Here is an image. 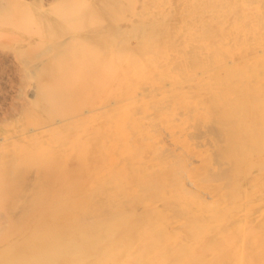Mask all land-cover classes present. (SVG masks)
<instances>
[{"label":"rangeland","instance_id":"obj_1","mask_svg":"<svg viewBox=\"0 0 264 264\" xmlns=\"http://www.w3.org/2000/svg\"><path fill=\"white\" fill-rule=\"evenodd\" d=\"M218 1L0 0V264H66L61 248L37 261V241L68 243V227L91 228V263H130L151 229L170 261L197 241L249 262L264 237V0Z\"/></svg>","mask_w":264,"mask_h":264},{"label":"bare ground","instance_id":"obj_2","mask_svg":"<svg viewBox=\"0 0 264 264\" xmlns=\"http://www.w3.org/2000/svg\"><path fill=\"white\" fill-rule=\"evenodd\" d=\"M181 1V0H180ZM187 1V0H186ZM198 1V0H197ZM202 1V0H201ZM209 1V0H208ZM218 1V0H217ZM219 1H221V0H219ZM218 1V2H219ZM230 1H233V0H230ZM238 1V0H237ZM263 1V0H262ZM174 2H175V0H174ZM195 2V1H194ZM207 2V1H206ZM205 2V3H206ZM214 2V1H213ZM229 2V1H228ZM253 2V1H252ZM258 2V1H257ZM172 3V2H171ZM209 3V2H208ZM233 3V2H232ZM231 3V4H232ZM133 4H134V2H133ZM132 4V5H133ZM214 4V3H213ZM216 4H218V3H216ZM229 4V3H228ZM234 4V3H233ZM78 5V4H77ZM168 5V4H167ZM172 5V4H171ZM175 5V4H174ZM178 5H179V3H178ZM185 5H187V4H185ZM204 5V4H203ZM262 5V4H261ZM176 6V5H175ZM194 6V5H193ZM192 6V7H193ZM142 7V6H141ZM189 7V6H188ZM187 7V9H189ZM195 7V6H194ZM219 7V6H218ZM224 7V6H223ZM228 7V6H227ZM231 7H233L232 5H231ZM264 7V6H263ZM135 8V7H134ZM156 8V7H155ZM161 8V7H160ZM176 8V7H175ZM178 8V7H177ZM176 8V9H177ZM181 8V7H180ZM229 8H230V6H229ZM133 9V8H132ZM166 9V8H165ZM175 9V10H176ZM194 9V8H193ZM226 9V8H225ZM264 9V8H263ZM58 10V9H57ZM79 10V9H78ZM158 10V9H157ZM163 10V9H162ZM169 10V9H168ZM179 10V9H178ZM181 10V9H180ZM220 10V9H219ZM227 10V9H226ZM52 11V10H51ZM80 11V10H79ZM132 11V10H131ZM146 11V10H145ZM188 11V10H187ZM262 11V10H261ZM152 12V11H151ZM164 12V11H163ZM181 12V11H180ZM179 12V13H180ZM198 12V11H197ZM196 12V13H197ZM215 12V11H214ZM131 13V12H130ZM137 13V12H136ZM166 13V12H165ZM179 13H177V14H179ZM206 13V12H205ZM222 13V12H221ZM220 13V14H221ZM250 13V12H249ZM254 13V12H253ZM263 13V12H262ZM125 14V13H124ZM146 14V13H145ZM175 14V13H174ZM220 14H218V15H220ZM229 14V13H228ZM235 14V13H234ZM126 15V14H125ZM125 15H124V17H125ZM139 16H140V14H138ZM167 15V14H166ZM188 15V14H187ZM192 15V14H191ZM199 16H200V14H198ZM203 15V14H202ZM253 15V14H252ZM258 15V14H257ZM138 16V17H139ZM154 16H156V15H154ZM217 16V15H216ZM215 16V17H216ZM227 16V15H226ZM79 16H77V18H78ZM127 17V16H126ZM148 17V16H147ZM174 17V16H173ZM176 17H178V16H176ZM218 18H219V16H217ZM76 18V19H77ZM146 18V17H145ZM151 18V17H150ZM153 18V17H152ZM155 18H160V17H155ZM181 18H183V17H181ZM180 18V19H181ZM197 18V17H196ZM224 18V17H223ZM233 18H235V17H233ZM240 18V17H239ZM257 18V17H256ZM79 19V18H78ZM77 19V20H78ZM119 19V18H118ZM127 19V18H126ZM179 19V18H178ZM177 19V20H178ZM179 19V20H180ZM188 19V18H187ZM200 19V18H199ZM216 19V18H215ZM71 21L73 20V19H70ZM74 20H75V18H74ZM101 20V19H100ZM176 20V19H175ZM184 20H185V18H184ZM194 20V19H193ZM217 20V19H216ZM22 21V20H21ZM76 21V20H75ZM102 21V20H101ZM127 21V20H126ZM148 21V20H147ZM155 21H156V19H155ZM160 21H162V20H160ZM166 21V20H165ZM173 21V20H172ZM183 21V20H182ZM188 21V20H187ZM204 21V20H203ZM242 21V20H241ZM85 22V21H84ZM120 22V21H119ZM157 22V21H156ZM261 22V21H260ZM74 23V22H73ZM78 23V22H77ZM118 23V22H117ZM136 23V22H135ZM139 23V22H138ZM151 23H152V21H151ZM184 23V22H183ZM238 23V22H237ZM236 23V24H237ZM32 24H33V22H32ZM160 24V23H159ZM185 24V23H184ZM184 24H183V26H184ZM187 24V23H186ZM189 24V23H188ZM254 24V23H253ZM260 24H262V23H260ZM34 25V24H33ZM77 26H78V24H76ZM85 25H88V24H85ZM119 25V24H118ZM149 25V24H148ZM178 25V24H177ZM196 25V24H195ZM222 25H223V23H222ZM257 25V24H256ZM256 25H255V27H256ZM38 26V25H37ZM139 26V25H138ZM166 26V25H165ZM232 26V25H231ZM81 27V26H80ZM151 27V24L149 25V28L148 29H151L150 28ZM161 27H163V26H161ZM186 27V26H185ZM184 27V28H185ZM251 27V26H250ZM254 27V28H255ZM259 27V26H258ZM37 28V27H36ZM82 28H83V26H82ZM118 28V27H117ZM133 28V27H132ZM137 28V27H136ZM146 28V27H145ZM158 28V27H157ZM156 28V29H157ZM170 28H172V27H170ZM182 28V27H181ZM249 28V27H248ZM175 29H179L178 28V26L175 28ZM206 29V28H205ZM256 29V28H255ZM254 29V30H255ZM38 30V29H37ZM138 30H139V28H138ZM152 30V29H151ZM198 30H200V29H198ZM231 30V29H230ZM127 31V30H126ZM168 31V30H167ZM121 32V31H120ZM148 32V31H147ZM151 32V31H150ZM196 32H197V30H196ZM264 32V31H263ZM41 33V32H40ZM149 33V32H148ZM172 34H173V32H171ZM193 33V32H192ZM258 33H259V31H258ZM118 34H120V33H118ZM130 34V33H129ZM151 34V33H150ZM158 34V33H157ZM244 34V33H243ZM147 36H148V34H146ZM154 35H155V33H154ZM161 35V34H160ZM171 35V34H170ZM245 35V34H244ZM41 36V35H40ZM72 36V35H71ZM176 36V35H175ZM174 36V37H175ZM188 36V35H187ZM256 36H257V34H256ZM131 37H133V35L131 36ZM140 37V36H139ZM169 37V36H168ZM193 37V36H192ZM197 37V36H196ZM262 37H264L263 35H262ZM63 38V37H62ZM127 38V37H126ZM138 38V37H137ZM172 38V35H171V37H170V39ZM187 38V37H186ZM191 38V37H190ZM190 38H188V39H190ZM60 39V38H59ZM133 39V38H132ZM129 40H131V39H129ZM147 40V39H146ZM166 40H168V39H166ZM123 41V40H122ZM141 41V40H140ZM66 42V41H65ZM74 42V41H73ZM119 42H121V41H119ZM133 42V41H132ZM136 42V41H135ZM166 42V41H165ZM167 42H169V41H167ZM189 42V41H188ZM67 43V42H66ZM109 43V42H108ZM146 43V42H145ZM148 43V42H147ZM191 43V42H190ZM129 44V43H128ZM139 44V43H138ZM200 44H202L203 45V43H200ZM199 44V45H200ZM80 45H82L81 43H80ZM123 45V44H122ZM192 45H193V43H192ZM202 45H200V46H202ZM83 46V45H82ZM81 46V47H82ZM136 46V45H135ZM165 46V45H164ZM195 46V45H194ZM122 47V46H121ZM126 47H128V46H126ZM130 47H132V45L130 46ZM169 47V46H168ZM193 47V46H192ZM34 48V47H33ZM38 48V47H37ZM40 48V47H39ZM64 48V47H63ZM123 49L125 48V47H122ZM147 48V47H146ZM163 48V47H162ZM161 48V49H162ZM165 48V47H164ZM164 48H163V50H164ZM194 48V47H193ZM197 48V47H196ZM207 48V47H206ZM68 49V48H67ZM134 49V48H133ZM138 49H139V47H138ZM192 49V48H191ZM195 49V48H194ZM207 49H209V48H207ZM69 50V49H68ZM98 50V49H97ZM165 50H166V48H165ZM172 50H174V49H172ZM171 50V51H172ZM178 50H179V48H178ZM190 50V49H189ZM214 50V49H213ZM37 51V50H36ZM122 50H120V52H121ZM140 51V50H139ZM211 51V50H210ZM142 52H144V48H143V51ZM160 52V51H159ZM163 53H164V51H162ZM176 52V51H175ZM186 52H187V54H188V51L186 50ZM190 52H191V50H190ZM189 52V53H190ZM195 52V51H194ZM193 52V53H194ZM205 52H207V51H205ZM20 53V52H19ZM136 53V52H135ZM140 53V52H139ZM144 53H147V50H146V52H144ZM179 53H181L180 51H179ZM197 53H199V52H197ZM212 53V52H211ZM169 54V53H168ZM210 54V53H209ZM62 55V54H61ZM139 55V54H138ZM145 55V54H144ZM171 55H172V53H171ZM174 55H176V54H174ZM64 56V55H63ZM62 56V57H63ZM177 56V55H176ZM182 56V55H181ZM191 56H193V55H191ZM190 55H189V57H191ZM140 57V56H139ZM61 58V57H60ZM59 58V59H60ZM64 58V57H63ZM127 58V57H126ZM141 58H143V57H141ZM162 58V57H161ZM177 58H178V56H177ZM177 58H175V59H177ZM180 58V57H179ZM57 59V58H56ZM59 59H57V60H59ZM147 59V58H146ZM146 59H144V60H146ZM174 59V58H173ZM173 59H171V60H173ZM196 59V58H195ZM199 59V58H198ZM203 60L205 59V58H202ZM61 61V60H60ZM63 61L65 62V58L63 59ZM136 61V60H135ZM183 61V60H182ZM182 61H180V62H182ZM202 61V60H201ZM218 61V60H217ZM28 61H26V63H27ZM59 62V61H58ZM62 62V61H61ZM204 62V61H203ZM122 63V62H121ZM191 62H189V64H190ZM194 63H196V61L194 62ZM31 64V63H30ZM69 64V63H68ZM142 64V63H141ZM141 64H140V66H141ZM179 63H177V66L179 67L180 65H178ZM181 64V63H180ZM183 64V63H182ZM181 64V65H182ZM191 64H193V63H191ZM190 64V65H191ZM59 65V64H58ZM83 65V64H82ZM175 65H176V63H175ZM184 65V64H183ZM198 65V64H197ZM202 65V64H201ZM200 65V66H201ZM63 66V65H62ZM65 66V65H64ZM71 66V65H70ZM132 66V65H131ZM193 66H195V65H193ZM199 66V67H200ZM66 67V66H65ZM65 67H64V69H65ZM86 67V66H85ZM84 67V68H85ZM139 67V66H138ZM190 67V66H189ZM219 67V66H218ZM59 68H61V67H59ZM173 68V67H172ZM177 68V67H176ZM194 68V67H193ZM196 68V67H195ZM202 68V67H201ZM210 68V67H209ZM45 68H43V70H44ZM63 69V70H64ZM206 69H208V67L206 68ZM69 70V69H68ZM197 70H198V68H197ZM196 70V71H197ZM41 72V71H40ZM62 72L60 71V74H61ZM69 73H70V71H69ZM73 73H75V71L73 72ZM125 73V72H124ZM67 74V73H66ZM65 74V75H66ZM64 75V76H65ZM69 75H71V73L69 74ZM69 75H67V76H69ZM125 75V74H124ZM213 76V75H212ZM211 76V77H212ZM210 77V76H209ZM60 78V77H59ZM214 78V77H213ZM217 78H219V77H217ZM208 79V78H207ZM210 79V78H209ZM208 79V80H209ZM58 80V79H57ZM212 80V79H211ZM53 81H55V80H53ZM130 81V80H129ZM55 83H57V82H55ZM51 85H52V83H50ZM58 86V85H57ZM62 87H63V85H61ZM152 86V85H151ZM49 86H47V88H48ZM54 87V86H53ZM50 88V87H49ZM48 88V89H49ZM61 88V87H60ZM153 88V87H152ZM151 88V89H152ZM142 90H144L143 88H141ZM43 90H44V88H43ZM114 90V89H113ZM117 90V89H116ZM45 91H47V90H45ZM56 91V90H55ZM48 92V91H47ZM44 93H46V92H44ZM43 94V93H42ZM107 95V94H106ZM191 95V94H190ZM46 96V95H45ZM60 96V95H59ZM55 97V96H54ZM190 98H191V96H189ZM46 98V97H45ZM51 101V100H50ZM48 102H49V100H48ZM92 102V101H91ZM52 103V102H51ZM92 104V103H91ZM104 104V103H103ZM168 104V103H167ZM170 104V103H169ZM168 104V105H169ZM98 105V104H97ZM101 106V105H100ZM99 106V107H100ZM98 108V107H97ZM101 108V107H100ZM169 107H167V109H168ZM99 109V108H98ZM143 112V111H142ZM154 113V112H153ZM169 114H171V113H169ZM181 115V114H180ZM174 116V115H173ZM176 117V116H175ZM191 117V116H190ZM85 118V117H84ZM88 118V117H87ZM146 118V117H145ZM188 118H189V116H188ZM192 118V117H191ZM182 120V119H181ZM189 120H191V119H189ZM173 121V120H172ZM195 121V120H194ZM197 121H198V119H197ZM42 123V122H41ZM45 123V122H44ZM48 123V122H47ZM181 123V122H180ZM205 124L204 122H201V124ZM46 124V123H45ZM88 124V123H87ZM182 124H184V123H182ZM188 124V123H187ZM199 124V123H198ZM43 125V124H42ZM189 125V124H188ZM190 126H192V125H190ZM201 126V125H200ZM203 126V125H202ZM41 127V126H40ZM179 127V126H178ZM85 128V127H84ZM179 128H181V127H179ZM188 128V127H187ZM192 128V127H191ZM194 128H196L195 127V124H194ZM200 128V127H199ZM32 129V128H31ZM178 129V128H177ZM176 129V130H177ZM182 129H183V127H182ZM197 129V128H196ZM69 130V129H68ZM194 130V129H193ZM17 131V130H16ZM19 131H20V129H19ZM18 131V132H19ZM192 131V130H191ZM195 131V130H194ZM193 132V131H192ZM83 133V132H82ZM176 133V132H175ZM178 133V132H177ZM188 133V132H187ZM195 133H196V131H195ZM49 134H50V131H49ZM173 134V133H172ZM181 135V134H180ZM187 135V134H186ZM194 135V134H193ZM79 136V135H78ZM171 136V135H170ZM35 137V136H34ZM179 137V136H178ZM187 137V136H186ZM192 137V136H191ZM192 139V138H191ZM190 139V140H191ZM201 139V138H200ZM202 139H204V138H202ZM3 140V139H2ZM14 140L15 139H13V143H15L14 142ZM142 140V139H141ZM16 141V140H15ZM193 141V140H192ZM200 141V140H199ZM58 142V141H57ZM75 142V141H74ZM190 143V142H189ZM188 143V144H189ZM195 142H193V144H194ZM192 144V145H193ZM199 144V143H198ZM36 145V144H35ZM211 145H213V144H211ZM201 147V146H200ZM31 148V147H30ZM51 149V148H50ZM49 149V150H50ZM49 150H47V152L49 151ZM260 150V149H259ZM34 151V150H33ZM35 152V151H34ZM50 152V151H49ZM49 152L48 153H46V154H49ZM183 152V151H182ZM181 152V153H182ZM213 152V151H212ZM245 152V151H244ZM0 153H1V151H0ZM36 153V152H35ZM34 154V153H33ZM255 154V153H254ZM38 155V154H37ZM45 155V154H44ZM210 155V154H209ZM77 156L79 157L78 158V160H81L82 161V163H83V160L85 159H87L86 158V154L85 153H83V152H80V153H77ZM214 156V155H213ZM69 157V156H68ZM156 157V156H155ZM83 158V159H82ZM39 159V158H38ZM176 159V158H175ZM214 159V158H213ZM42 160V159H41ZM84 160V161H85ZM13 161H14V159H13ZM40 161V160H39ZM215 161V160H214ZM215 163V162H214ZM169 164V163H168ZM17 165V164H16ZM166 165V164H165ZM215 165V164H214ZM262 165V164H261ZM260 165V166H261ZM17 167H18V165H17ZM189 167V166H188ZM18 168H20V167H18ZM24 168V167H23ZM29 168V167H28ZM190 168V167H189ZM188 168V169H189ZM217 168H218V165H217ZM186 169H187V167H186ZM210 169V168H209ZM31 170V169H30ZM212 170H214V169H212ZM211 170V171H212ZM198 171H200V170H198ZM215 171V170H214ZM30 172V171H29ZM216 172V171H215ZM16 173V172H15ZM14 173V174H15ZM38 173H41V172H39L38 171ZM206 173H207V171H206ZM12 174V173H11ZM205 174V173H204ZM260 174V173H259ZM210 175H212V174H210ZM261 175H263V174H261ZM17 176H18V174H17ZM19 177V176H18ZM21 177V176H20ZM14 178H15V176H14ZM210 178H212V176H210ZM258 178H259V176H258ZM26 179V178H25ZM28 179V178H27ZM200 179H205V178H200ZM261 179V178H260ZM30 180V179H29ZM114 180V179H113ZM208 180V179H207ZM210 180V179H209ZM12 181V180H11ZM10 181V182H11ZM43 181V180H42ZM203 181V180H202ZM205 181H206V179H205ZM215 182H216V180H214ZM214 181H210V182H214ZM21 182V181H20ZM121 182H122V180H121ZM209 182V181H208ZM22 183V182H21ZM44 183V182H43ZM123 183V182H122ZM115 184V183H114ZM223 184V183H222ZM34 185V184H33ZM46 185V184H45ZM116 185V184H115ZM223 186V185H222ZM109 187V186H108ZM223 188V187H222ZM4 189V188H3ZM24 189V188H23ZM39 190V189H38ZM37 190V191H38ZM55 191V190H54ZM178 191V190H177ZM24 192H25V190H24ZM71 192V191H70ZM258 193V192H257ZM260 193V192H259ZM98 194V193H97ZM56 195V194H55ZM52 196V195H51ZM226 196V195H225ZM37 199V198H36ZM52 199V198H51ZM57 199V198H56ZM245 200V199H244ZM27 201V200H26ZM25 201V202H26ZM115 201H117V200H115ZM18 202V201H17ZM52 202V201H51ZM59 202H61L60 200H59ZM114 202V201H113ZM212 202V201H211ZM57 204V203H56ZM208 204V203H207ZM211 204V203H210ZM209 204V205H210ZM58 205V204H57ZM62 205V204H61ZM28 206V205H27ZM29 207V206H28ZM54 207V206H53ZM52 207V208H53ZM59 207V206H58ZM206 207V206H205ZM63 208V207H62ZM42 209V208H41ZM47 209V208H46ZM50 209V208H49ZM59 209H60V207H59ZM42 210H44V209H42ZM208 211V210H207ZM21 212V211H20ZM25 212V211H24ZM41 212H43V211H41ZM80 214V213H79ZM19 216H21V215H19ZM38 216V215H37ZM40 216V215H39ZM3 218V217H2ZM21 218V217H20ZM1 219V218H0ZM18 219V218H17ZM21 219H23V218H21ZM37 219H38V217H37ZM42 219V218H41ZM32 220V219H31ZM32 221H34V220H32ZM38 221H40V219L38 220ZM3 223V222H2ZM44 229H39V231H43ZM3 231V230H2ZM47 231H49V233L47 232ZM58 229H56V230H51V229H48V230H44V232H38V234H40L39 235V238H41V239H39L37 242H39L41 245H40V247H39V250L37 251L38 252V255H37V261H39V262H45L46 260H49L51 257H53V256H51V252H53L54 250L56 251V249L58 250L59 248H61L62 250H71V257H67V259H66V261H67V263L66 264H98V262L96 261L95 263H91L92 261L91 260H93L94 258H92L91 259V253H87V250H86V247H88V245L90 244L91 245V228L90 229H81V228H74V227H68V229H67V231H66V233H67V235H66V237H68V238H70L69 240H68V243L66 242H64V240L65 239H63V237L61 238L60 237V235L59 234H57L58 233ZM52 233V234H51ZM57 234V235H56ZM154 234V231L151 229L150 230V233H149V236H150V238L147 240V239H145V240H143L142 239V241H139L138 240V238H133V240H135V241H138V242H140V244H138V246H139V251L137 252V253H135L133 256H132V260H131V262L130 263H124V264H234L235 262H236V264H264V237L262 238V239H260L259 240V242H261L262 243V246H257L258 244L254 241L253 242V240H252V243H253V245H252V248H251V256H252V258L249 260V262H247V259H246V261H244V258H245V255H244V253H243V255L244 256H242V258H238V254H237V250L235 251L234 250V248L232 247V246H227V245H221L220 247H210V248H202V247H200L199 245H198V243H197V241L195 242V244H193V245H188V244H186V243H184V242H181L183 245L181 246V247H179L178 248V250H176V256L175 257H177L176 258V260L177 261H175L174 259H172V261H170V260H168L169 259V257H167L168 256V252H169V249H167L165 246H163V244H162V236H163V232H162V230H156L155 231V234ZM36 235H37V233H36ZM35 235V236H36ZM16 238H17V236H16ZM171 238V237H170ZM180 237H176V239L178 240ZM218 238V237H217ZM172 239V238H171ZM13 240V239H12ZM233 240L231 239V240H229V244H232L231 242H232ZM258 241V240H257ZM32 243V242H31ZM225 244H227V242L225 243ZM257 244V245H256ZM110 248H111V250H113L114 249V247H111L110 246ZM228 248H229V250H230V254H231V258L229 259V257L228 256H226V254H224V250L226 251V252H228ZM86 250V251H85ZM208 251V250H211L212 251V253L214 254V256H215V259L213 260V262L212 263H206L205 262V259L203 258L204 257V254H203V252L204 251ZM110 252H114V251H110ZM59 253H57V254H55L54 256H56V255H58ZM69 254V253H68ZM235 254V255H234ZM70 255H68V256H70ZM167 257V258H166ZM18 257H12L11 258V260H8L9 262H11V261H17L16 259H17ZM167 261V262H166ZM168 261H170V262H168ZM237 261H238V263H237Z\"/></svg>","mask_w":264,"mask_h":264}]
</instances>
